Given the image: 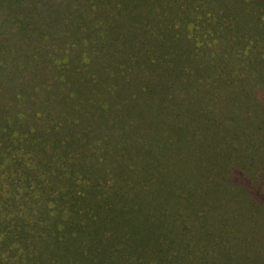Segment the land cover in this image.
<instances>
[{
	"label": "rangeland",
	"instance_id": "374dc122",
	"mask_svg": "<svg viewBox=\"0 0 264 264\" xmlns=\"http://www.w3.org/2000/svg\"><path fill=\"white\" fill-rule=\"evenodd\" d=\"M89 3H96L95 11ZM103 10L109 24L98 29L94 19ZM79 14L89 18L78 22ZM96 29L124 37L122 52L96 47ZM128 53L138 56L139 66L128 89L153 81L157 93L140 92L142 101L119 113L107 110L131 126L127 146L119 129L101 132L108 119L97 123L90 116L99 114L93 104L122 103L115 70ZM71 79L82 86L81 97L64 89ZM162 84L165 94L158 91ZM79 98L78 114L70 109L73 101H62ZM34 111H50L53 120L57 114L78 118L80 125L70 128L92 148L90 161L83 162L89 164L78 171L100 188L87 189L88 205H78L93 208L82 223V215L60 205L56 194L59 205L34 206L33 199L48 193L37 182L45 179L43 169L16 168L9 155L17 146H6L0 155V228L26 209L44 225L63 218L85 224L92 238L83 230L65 234L71 247L81 239L91 248L150 240L153 246L139 259L127 256L129 264H264V0H0V142L6 122L13 130L45 133L49 123ZM57 146L48 145L44 158ZM58 187L67 192L77 186L62 181ZM97 196L108 197L110 207L95 210L90 201ZM3 236L0 231L6 250L14 240ZM52 241L37 244L41 257L53 249ZM94 255L86 258L98 260Z\"/></svg>",
	"mask_w": 264,
	"mask_h": 264
},
{
	"label": "trees",
	"instance_id": "16d2710c",
	"mask_svg": "<svg viewBox=\"0 0 264 264\" xmlns=\"http://www.w3.org/2000/svg\"><path fill=\"white\" fill-rule=\"evenodd\" d=\"M96 3H89L87 7H89L91 10L95 11L96 9ZM122 5V3L120 2ZM124 6V5H123ZM95 7V8H94ZM120 9L117 10V14L120 16L121 13L119 12ZM101 17L99 19L95 18L94 20L96 23L98 22V29L102 27L104 24H109V14L107 11L103 10L100 11ZM78 22H84L89 16H85L82 18V16L79 14ZM87 17V18H86ZM233 20V18H232ZM89 21V20H88ZM87 21V22H88ZM230 23V21H229ZM95 30L96 36L94 40V44L96 47L101 49V45H105L107 47V50L111 51V53L119 54L122 52L121 50V44L122 39L124 37L118 36L116 40L115 38L112 39L109 34L105 36L103 34V30L100 29ZM104 37V39H102ZM99 51L101 52V50ZM151 49V48H150ZM147 50V49H146ZM152 52H156L154 49H151ZM102 53V52H101ZM110 53V54H111ZM101 56V54H98ZM106 56V55H105ZM135 62V66L128 65V62ZM154 62L153 59L150 60V63ZM115 68V67H114ZM118 72V75L122 78V91H123V97L122 99H119L122 101V103H116L112 102L110 103L109 107L105 108L104 106L100 105L99 103L93 104V106H97V110L99 111L98 116L94 119L90 116L92 122H97L98 120H101V122L105 120H109V124L101 131L104 134V130L109 128H117L121 131L122 137L127 141L129 138V131H131V126H129L128 121L124 118V116L120 115L117 117H112L108 109H112L116 112H121L122 110H125V108L128 106V108H132L133 106L137 105L138 100L141 99L140 92L145 95H154L157 93V87L153 81H149L144 84V87H138L134 91H130L128 88H130L133 85V80L130 77V75L134 74L133 71L137 72L138 66V56L133 53H128V56L124 59L122 63H119L116 65ZM93 78V77H92ZM72 80V81H71ZM67 81L65 84L64 89H68V91L75 92V94L79 95L81 97V91H83L81 88L82 86L76 85L75 80L71 79ZM148 81V80H147ZM91 82V81H89ZM133 87V86H132ZM161 89H158V91L161 94H165V91L167 89V86L162 84ZM107 89V88H106ZM135 94H139V96H135ZM111 95V92H110ZM121 98L120 96H118ZM70 99H74V94L70 95ZM81 98L77 100H66L62 99L65 103L69 101L70 103L73 101V103L70 105V109L78 114V104L81 101ZM82 99H90L91 97ZM97 99V98H96ZM114 97L111 96V100H113ZM45 99V105H49ZM98 100V99H97ZM137 102V103H136ZM150 104H153V102H150ZM81 110V108H80ZM38 113V114H37ZM33 114L35 115L37 119L40 120H46L45 123H49L48 127L44 129L45 133L39 132L40 130L32 127L29 129L25 128L24 130H13L11 125L6 122L3 123V127L5 129V136L1 139L0 142V155L1 150H3L6 146L8 148L10 146H17L16 152L15 149L13 152L9 155V158H13V165L16 166V168L29 165L32 168L35 166V171H39V169H43V172L45 174V179H42L41 182L38 180L37 182L40 183L41 186H44L46 188V191H48L47 196L42 201L40 200V195L38 198L33 199L34 206L35 205H42V206H49L54 207V203L57 205H62L63 207H66L68 211H73L75 214L82 215L81 217V223L89 218V211L93 210L92 207L89 209H82L78 208V205H86L87 204V192L89 189H94V192H97L99 187V183L96 181H93V178H84L83 175L78 171L79 166L81 168L86 167L89 163L83 164V162L90 161L92 155H90L89 151L92 150L90 148L89 139L88 141H80L81 138L78 137V130L72 132V129L70 128V125H74L78 123L76 126L80 125L78 118L74 116L73 118L69 116L63 117L62 114H57V118L53 120V116H51L50 111H40L36 112L34 111ZM68 114V113H67ZM43 122V123H44ZM68 126L69 131L61 135L62 131L65 129L64 127ZM125 126H128L125 129ZM73 128V127H72ZM109 129V130H112ZM74 133V134H73ZM58 143L57 147L55 148L54 152H51L48 158H44V155L47 154V147L50 144ZM80 145L82 147V152L80 154L78 153V150L73 149V145ZM130 145L127 141V146ZM128 153V149H126ZM15 168V169H16ZM70 169V170H69ZM19 171V169H17ZM89 171V170H87ZM79 179V180H77ZM36 184V181L33 180ZM67 182L70 185H76L77 187L68 189L67 192H63L59 187L60 182ZM36 188V186H34ZM88 189V190H87ZM67 193V195H66ZM36 195L35 193H33ZM55 197H58L56 200H60V202H56L52 199V196L55 195ZM69 195V196H68ZM103 196V195H101ZM97 196L95 200H91L90 202L94 204L95 210H102L105 208H109L110 204L108 197H101ZM16 198L13 196L12 200H15ZM81 203V204H80ZM22 205V204H21ZM90 205V204H89ZM23 206V205H22ZM111 207H113V204L111 203ZM24 208V206H23ZM63 209L58 211L59 213L62 212ZM20 215L14 216V219H11L8 221L7 226H3L0 228L1 233H4L5 236L3 238L14 240V243L12 242L10 246L6 250L11 251V255H5L4 252L6 250L1 246L0 244V264H123L124 261H128V257H134L135 259H139L141 251H146V247L153 246V244H150V240L145 242H139V243H127L122 248L120 246H112L110 248H99L102 245H96L94 248H91L90 246L87 247L86 244H82V241L84 239H81L79 242L77 240H74V243L71 247V245H68V241L62 240L65 234H68L69 236H75L73 234V231L78 230V232L82 231L84 228H86L85 224H81L80 222H74L71 221L70 218H67L64 220L61 219L58 221L49 222L48 224L44 225L43 221L44 219L42 217H36L33 218L30 215L33 213L32 211L20 210ZM53 211V210H52ZM54 212V211H53ZM43 212H39V214H42ZM8 215V214H5ZM2 215L5 219L6 216ZM29 216V217H28ZM95 216V215H94ZM7 221V219H6ZM1 223V222H0ZM77 224V225H76ZM83 225V226H82ZM9 228V229H7ZM36 228V229H35ZM40 228V229H39ZM33 230V231H32ZM86 231V230H83ZM86 232H89L88 240L92 238L93 234L91 235L90 229ZM79 233H76V237H78ZM47 237L53 238L52 244L53 249L49 250L48 254L44 257H41L40 251L37 244H40L43 240H45ZM96 237H94V240ZM87 241V239H85ZM127 241V240H125ZM150 244V246H148ZM136 246V247H135ZM154 246L158 249H160V245L154 244ZM132 248V250H130ZM145 249V250H144ZM105 251H107L105 253ZM37 252V253H36ZM39 252V253H38ZM94 252L98 257V260L86 258L87 254ZM122 252L124 254H122ZM39 255V256H37ZM123 256V258H121ZM12 257H16L14 260ZM119 257V260H118ZM87 259L88 262H85ZM172 260H175V258H171ZM177 259V257H176ZM130 260V259H129ZM203 261L200 260L196 262L197 264L202 263ZM129 264V261H128Z\"/></svg>",
	"mask_w": 264,
	"mask_h": 264
}]
</instances>
